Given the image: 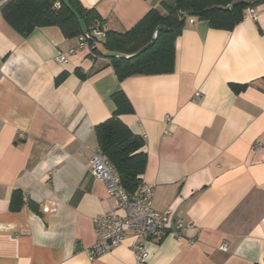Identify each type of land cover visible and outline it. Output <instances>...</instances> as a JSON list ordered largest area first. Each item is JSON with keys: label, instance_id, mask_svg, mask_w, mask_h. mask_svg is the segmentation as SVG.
<instances>
[{"label": "crops", "instance_id": "obj_1", "mask_svg": "<svg viewBox=\"0 0 264 264\" xmlns=\"http://www.w3.org/2000/svg\"><path fill=\"white\" fill-rule=\"evenodd\" d=\"M174 1L79 0L119 33ZM254 10L230 31L186 24L173 72L121 82L100 46L57 64L75 38L52 26L22 37L0 15V264H134L131 233L88 257L93 220L115 209L89 159L117 91L132 107L120 120L143 141L152 208L171 212L167 232L145 242V264H264V5Z\"/></svg>", "mask_w": 264, "mask_h": 264}, {"label": "trees", "instance_id": "obj_2", "mask_svg": "<svg viewBox=\"0 0 264 264\" xmlns=\"http://www.w3.org/2000/svg\"><path fill=\"white\" fill-rule=\"evenodd\" d=\"M264 0H175L162 3L164 11L151 9L133 28L119 33L107 31L103 49L133 57L107 59L119 82L132 76L169 74L174 70L175 41L189 19L206 22L211 29L230 31L244 20L248 7L254 8ZM0 15L18 35L26 37L39 27H57L66 39L76 38L98 23L93 9L84 8L79 0H6L0 6ZM97 46V45H96ZM97 50V49H96ZM84 79L83 75H80ZM61 77L56 84L61 82ZM234 92L245 88L230 85ZM110 99L114 105L111 116L94 128L97 147L107 157L128 195H133L141 184L146 155L141 152L143 141L120 120L132 112V107L121 92ZM19 191H14L10 209L18 211L23 204Z\"/></svg>", "mask_w": 264, "mask_h": 264}, {"label": "built area", "instance_id": "obj_3", "mask_svg": "<svg viewBox=\"0 0 264 264\" xmlns=\"http://www.w3.org/2000/svg\"><path fill=\"white\" fill-rule=\"evenodd\" d=\"M245 13L246 18H255L254 8L248 7ZM193 23V19L188 20V24ZM107 31L108 28L103 24L91 26L75 38L74 47H68L58 53L54 58L55 62L62 64L67 57L77 52L89 51L88 54H92L98 42L105 40ZM195 95L200 96V93ZM169 119V116L165 117L166 121ZM89 167L93 177L104 185L107 194L115 201L114 210L93 220L96 239L89 249V260L93 261L111 252L125 240L128 233H131L134 264H145L147 253L144 244L148 240L160 238L167 232L165 226L171 212H157L152 208L154 190L150 185L141 183L133 195H128L121 186L119 175L98 147L91 151ZM182 228L181 220H176L172 234L179 237ZM220 250L226 251L225 244Z\"/></svg>", "mask_w": 264, "mask_h": 264}, {"label": "water", "instance_id": "obj_4", "mask_svg": "<svg viewBox=\"0 0 264 264\" xmlns=\"http://www.w3.org/2000/svg\"><path fill=\"white\" fill-rule=\"evenodd\" d=\"M105 58L107 59H113V58H119V59H129L133 57V55L128 56L117 52H107L103 54Z\"/></svg>", "mask_w": 264, "mask_h": 264}, {"label": "rangeland", "instance_id": "obj_5", "mask_svg": "<svg viewBox=\"0 0 264 264\" xmlns=\"http://www.w3.org/2000/svg\"><path fill=\"white\" fill-rule=\"evenodd\" d=\"M102 44H103L102 41H99L97 45L103 48Z\"/></svg>", "mask_w": 264, "mask_h": 264}]
</instances>
